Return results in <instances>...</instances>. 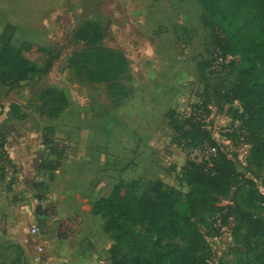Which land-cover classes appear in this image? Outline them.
<instances>
[{
  "label": "rangeland",
  "instance_id": "obj_1",
  "mask_svg": "<svg viewBox=\"0 0 264 264\" xmlns=\"http://www.w3.org/2000/svg\"><path fill=\"white\" fill-rule=\"evenodd\" d=\"M1 4L6 10L0 9V53L8 46L37 65L44 64L48 56L55 58L40 80L31 78L19 85L28 107L23 106L31 111L23 114L16 103L11 107L12 99L4 104L0 96V122L10 128L12 122L7 119L24 116L14 144L17 154H29V162L36 168L52 170L56 166L60 174L71 162L73 170L85 175L78 181L81 187L95 185L105 175L106 195L124 182L122 194L141 197L146 181L162 180L186 200L191 189L183 168L188 156L170 119L203 98L210 106L212 134H223L225 127L234 129V152L229 154L239 172L231 192L219 202L222 207H235L230 219L224 220L221 212L196 217L209 235L211 257L205 264H259L255 254L264 252V237L251 233L236 216H242L243 210L252 211L264 220V124L247 127L231 91L238 72H230L228 65L232 59L246 63L251 38L246 39L244 50L238 48L220 69H213L215 42L211 28L202 23L209 13L199 0H11ZM220 5L225 2L220 0ZM229 17L221 23L236 28L230 13ZM87 21L99 26L98 41L84 43L74 37ZM235 21L243 24L242 19ZM218 22L216 17L212 20ZM250 23L254 24L252 19ZM88 53L113 54L123 65L120 68L113 58V66L107 62L100 66L82 56ZM108 69L120 70L110 75ZM104 75V80L98 79ZM50 88L55 92L45 93ZM9 90L2 87L0 94ZM1 133L9 145L8 134ZM56 141L66 142L69 153L61 152ZM116 158L119 178L111 174L109 164ZM16 166L20 191L0 174L13 203L8 208L0 206V264H24L16 236L41 244L31 228L38 225L45 233L41 220L24 214V206L30 202L22 192L24 180ZM60 174L54 171L49 176ZM39 184L33 179L24 187ZM255 190L262 197L257 201ZM99 216L103 228L104 218ZM218 218H222L219 229L214 226ZM145 237L141 242L153 260L165 261L166 253L183 243L181 239Z\"/></svg>",
  "mask_w": 264,
  "mask_h": 264
},
{
  "label": "trees",
  "instance_id": "obj_2",
  "mask_svg": "<svg viewBox=\"0 0 264 264\" xmlns=\"http://www.w3.org/2000/svg\"><path fill=\"white\" fill-rule=\"evenodd\" d=\"M199 1L209 13L208 16L202 17V23L211 28L215 42L214 49L219 48L225 59L234 54L238 48L244 50L246 39L251 38L246 63L242 65L234 59L228 63L230 72H238V81L231 91L233 98L243 104L244 114L241 116L247 115V127L254 129L256 125L262 126L264 124V0H223L225 5H220V0ZM229 13L233 18L231 23L236 28H229L221 23L230 19ZM215 17L219 20L218 23H212ZM236 19H242L243 24L237 25ZM250 19L254 24L250 23ZM257 35L262 37L256 38ZM74 37L84 43L98 41L101 38V31L96 22L87 21L75 31ZM82 56L87 57L88 61L94 59L100 66H104L105 62L108 66H113L111 63L113 58L120 68L123 65L121 58L113 54L88 53ZM54 60V57L48 56L44 64L37 65L23 56L20 51L7 46L0 53V83L14 87L31 78L38 81L52 68ZM31 64L34 65V69H31ZM111 70L113 69H108L106 73L111 75L116 71L119 72L120 69L114 72ZM104 78L105 75L98 79L104 80ZM53 92L55 90L52 88L45 91V93ZM170 122L174 130L179 132L177 138L179 144L183 140H186L188 145L208 142L217 146V155L211 165L187 159L183 168L191 189L186 195V200L181 199L175 188L162 180L146 181L141 197L122 194L124 182H119L109 195L97 200L93 212L104 218L103 230L113 240L110 248L112 264H205L211 257L209 235L198 224L196 217L204 212L212 215L221 212L225 220V218L230 219L234 211L235 207L231 205L222 207L219 204L229 195L239 175L234 158L224 146L219 144L210 129L203 128L200 124H193L187 129L177 113ZM0 137L4 138L1 131ZM51 168L56 169V166ZM252 193L255 201L262 198L258 196L256 190ZM236 217L247 224L251 233L264 237V220L254 212L243 210L242 216L237 214ZM145 235L157 236L159 240L181 239L183 243L170 249L166 253L165 261L157 258L153 260L147 247L141 242V238H146ZM255 257L259 264H264V252L256 253Z\"/></svg>",
  "mask_w": 264,
  "mask_h": 264
},
{
  "label": "crops",
  "instance_id": "obj_3",
  "mask_svg": "<svg viewBox=\"0 0 264 264\" xmlns=\"http://www.w3.org/2000/svg\"><path fill=\"white\" fill-rule=\"evenodd\" d=\"M3 1L11 3V0H0L1 3ZM1 7L0 9L6 10V8ZM2 87H9L10 89L0 94L4 104L8 102L7 100L12 99L11 102H14L11 105L12 108L16 103L23 114L26 111H31L29 108H25L27 103L19 93L21 87H10L0 83V90H2ZM9 109L11 110V108ZM23 117L16 115L7 119V121L11 120L12 122L10 128L6 127L7 125L3 124L4 122H0V131L9 136V145H7L9 154H11L13 161L17 162L21 179L24 180L23 185H21L24 188L22 192L25 191L24 195H28V202H30L27 206H24V214L26 216L31 215V219L41 220L45 225V233L38 238L42 241L41 244L28 239H20L17 236L14 239L23 250V263L112 264L110 248L113 240L103 230L100 216L93 212L97 200L107 196L105 188L108 183L105 181V175H101L100 180L95 185L81 187L78 181L84 178L82 176L85 175L73 170L71 162L64 166V171L60 174V171L56 169L36 168L33 163L29 162L32 159L29 154L27 157L19 156L14 144L19 135ZM25 149L29 150L27 147ZM118 161L119 159L116 158L109 164H111V174H116L119 178L121 170L118 167ZM54 171L55 174L59 173L60 175L50 178L49 173ZM70 178L73 179L70 180ZM33 179L40 181L41 184L37 185V188L24 187L25 183H29ZM3 185L4 182L0 178V206L8 208V205L12 203L9 202L8 198L10 191L4 188ZM35 193H40L41 196L35 195ZM42 195L46 198L44 199ZM11 222L10 220L7 221L8 226L11 225ZM40 246L43 247L42 251L38 249Z\"/></svg>",
  "mask_w": 264,
  "mask_h": 264
},
{
  "label": "built area",
  "instance_id": "obj_4",
  "mask_svg": "<svg viewBox=\"0 0 264 264\" xmlns=\"http://www.w3.org/2000/svg\"><path fill=\"white\" fill-rule=\"evenodd\" d=\"M224 56L219 48L214 49L212 55V67L213 69H220L224 63ZM238 112L242 115L244 114V107L240 101H237ZM247 118V115H245ZM179 119L185 123V128L190 129L193 124H200L203 128L209 129V123L211 119L210 106L205 105V100L202 98H197L185 111L181 113ZM247 132V130H245ZM223 134L214 135L219 141L221 146H224L228 153L234 152V147L232 146L234 129L231 127H225L222 130ZM231 135V137H227ZM222 137H225L224 140ZM219 138H222L219 139ZM59 147L61 152L69 153L70 149L66 142L56 141L54 144ZM53 146V144H52ZM181 148L186 152L189 159L194 160L198 163H206L211 165L213 162V157L217 155L218 148L208 142H203L201 144H191L188 145L186 140H183L180 144ZM0 174H3L9 185L16 191H20V181L18 177V170L15 162L9 154L8 146L5 138L0 137ZM226 210V209H225ZM221 217V216H220ZM222 218H218L214 222L215 228H221ZM31 233L36 239L40 238L43 234L41 227L35 225L31 228ZM39 251L43 250L40 246Z\"/></svg>",
  "mask_w": 264,
  "mask_h": 264
}]
</instances>
